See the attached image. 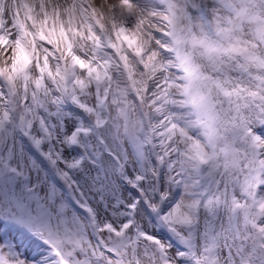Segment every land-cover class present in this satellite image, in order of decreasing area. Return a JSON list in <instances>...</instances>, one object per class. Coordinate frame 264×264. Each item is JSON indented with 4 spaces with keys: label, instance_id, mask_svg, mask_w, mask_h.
Returning a JSON list of instances; mask_svg holds the SVG:
<instances>
[{
    "label": "snow or ice",
    "instance_id": "obj_1",
    "mask_svg": "<svg viewBox=\"0 0 264 264\" xmlns=\"http://www.w3.org/2000/svg\"><path fill=\"white\" fill-rule=\"evenodd\" d=\"M0 264H264V0H0Z\"/></svg>",
    "mask_w": 264,
    "mask_h": 264
}]
</instances>
